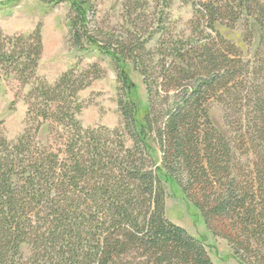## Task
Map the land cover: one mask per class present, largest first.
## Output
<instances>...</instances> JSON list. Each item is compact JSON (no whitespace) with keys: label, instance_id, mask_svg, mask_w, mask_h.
Wrapping results in <instances>:
<instances>
[{"label":"trees","instance_id":"1","mask_svg":"<svg viewBox=\"0 0 264 264\" xmlns=\"http://www.w3.org/2000/svg\"><path fill=\"white\" fill-rule=\"evenodd\" d=\"M69 1L72 45L86 40L119 69L121 122L84 128L76 117L77 94L98 68L72 67L49 84L37 75L39 27L27 34L0 29V78L30 85V125L14 141L0 128V264H215L202 239L166 217L167 181L240 264H264V0H203L196 16L209 32L156 51L134 36L96 40L90 1ZM239 20L246 40L249 23L259 30L251 58L216 28ZM126 61L143 77L144 112L122 69ZM214 102L234 139L213 125Z\"/></svg>","mask_w":264,"mask_h":264},{"label":"rangeland","instance_id":"2","mask_svg":"<svg viewBox=\"0 0 264 264\" xmlns=\"http://www.w3.org/2000/svg\"><path fill=\"white\" fill-rule=\"evenodd\" d=\"M87 11L89 26L95 39L104 42L122 40L129 36L146 39V48L156 51L160 44L193 43L203 30L198 22L196 8L203 0H89ZM205 1V0H204ZM74 16L69 0H0V29L6 34H27L37 26L40 29L43 50L38 62L37 75L49 84L70 68L78 71L95 68L98 74L91 83L78 92L81 106L77 119L82 127L108 129L117 128L121 122L118 99L124 95L119 69L112 58L93 44L84 40L83 47L72 45L70 40V18ZM251 39L245 37V22L239 20L233 26L216 24L219 33L234 43L244 58H251L259 40V30L249 23ZM214 34V32H211ZM157 58V57H155ZM94 69V70H92ZM122 69L133 86L135 101L143 111L147 104V93L143 77L130 61ZM30 85L22 86L15 78H0V128L9 141H14L26 122V95ZM213 125L231 139L236 137L224 123V109L218 103L210 107ZM44 141L41 129L37 135ZM152 156L160 161V151L152 143ZM237 159L244 158L235 149ZM165 215L188 233L202 239L209 256L215 264H240L232 255L228 242L213 234L205 225L199 211L181 193L173 181L164 183Z\"/></svg>","mask_w":264,"mask_h":264}]
</instances>
